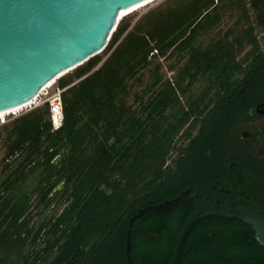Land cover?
Instances as JSON below:
<instances>
[{
	"label": "trees",
	"instance_id": "obj_1",
	"mask_svg": "<svg viewBox=\"0 0 264 264\" xmlns=\"http://www.w3.org/2000/svg\"><path fill=\"white\" fill-rule=\"evenodd\" d=\"M226 13L234 24L221 32ZM262 32L264 0H164L134 23L123 17L100 55L55 81L64 89L59 130L51 132L46 104L2 127L3 159L18 162L2 182L8 196L0 202V264H73L72 253L95 245V238L104 242L114 229L123 251L131 184L135 190L162 179L173 152L186 154L178 143L203 130L238 62L258 51ZM158 59L175 60V73L168 68L173 79ZM152 61L151 83L128 105L129 82ZM34 174L37 184L29 191ZM34 194L42 205L38 220L53 203L65 207L38 225L29 216Z\"/></svg>",
	"mask_w": 264,
	"mask_h": 264
},
{
	"label": "flooded vegetation",
	"instance_id": "obj_2",
	"mask_svg": "<svg viewBox=\"0 0 264 264\" xmlns=\"http://www.w3.org/2000/svg\"><path fill=\"white\" fill-rule=\"evenodd\" d=\"M238 63L240 70L221 92L220 106H211L203 130L185 145L186 154L166 162L162 179L135 190L131 184L123 251H118L120 235L114 229L104 242L95 238V245L72 253L73 264H170L189 216L205 200L264 216V47L253 59ZM180 196L182 201L167 211L137 216ZM54 205L50 209L58 217L65 206ZM177 264H264V246L242 220L208 215L197 219L183 238Z\"/></svg>",
	"mask_w": 264,
	"mask_h": 264
},
{
	"label": "water",
	"instance_id": "obj_3",
	"mask_svg": "<svg viewBox=\"0 0 264 264\" xmlns=\"http://www.w3.org/2000/svg\"><path fill=\"white\" fill-rule=\"evenodd\" d=\"M155 0H0V111L32 103L46 86L100 55L122 9ZM182 197L141 211H167ZM208 215L238 218L250 225L264 246V216L232 204H197L184 226L174 258L192 224ZM125 252L129 253V239Z\"/></svg>",
	"mask_w": 264,
	"mask_h": 264
},
{
	"label": "rangeland",
	"instance_id": "obj_4",
	"mask_svg": "<svg viewBox=\"0 0 264 264\" xmlns=\"http://www.w3.org/2000/svg\"><path fill=\"white\" fill-rule=\"evenodd\" d=\"M164 0H155L149 4H147L146 6L138 9L137 11L127 15L128 18L132 19L133 20V23L135 21H137L142 15H144L146 12H148L150 9L152 8H155L156 6H158L159 4H161ZM234 24V17L233 16H230V14L226 13L223 15L222 17V20L219 24V27H218V30H220L221 32H224L227 30V28L233 26ZM217 31H213L211 32L208 36L202 38L201 40H199V42L201 43V46H206L210 41L211 39L213 38V35L214 33H216ZM258 38L260 40V45L262 47H264V32L260 33L258 35ZM247 51H248V47L241 53L240 55V58H245L247 56ZM158 62L162 65V72L165 74V76L167 78H169L170 80L173 79V72L175 73V68H176V64H175V60L174 59H158ZM156 63V61H152L151 64L148 66L147 69H144L143 71H141L140 75H139V78L138 80H133V81H130L129 82V86H130V96L128 97L127 99V104L128 105H131L134 101V97H135V94H140L142 92L143 89H145L152 81V68L154 66V64ZM172 66L173 68V72H170L168 71V68ZM175 70V71H174ZM55 85V84H54ZM52 85V88H54L55 86ZM198 85H195V88H193V91H197L198 90ZM45 97H40L39 101L40 100H43ZM185 100V98H182L181 99V102L183 103ZM41 107V106H40ZM30 111V107L27 106L23 109H21L20 111H18L17 114H23L25 112H28ZM5 119L8 120V119H11L12 118V114H8V115H5ZM18 116V115H17ZM13 120V119H12ZM11 121V120H10ZM7 124V123H6ZM6 124H1L0 123V134L2 133V127H4ZM194 134V133H193ZM187 144V141L186 140H181L179 143H178V146L181 147V146H185ZM4 156H5V143L3 142V140L0 139V202L3 203V201L5 199H7V196L8 194L6 195H3L1 192L4 190L5 186L2 185V182L4 179H6V177L13 171L14 169V166H16V162H18L17 160L16 161H13L14 158H10L8 159L7 161H4ZM177 156V152L174 151L173 154H172V157H175ZM9 163H12V166L8 169V170H5L3 171L4 169V165L6 164H9ZM37 180H38V177L36 176V174L34 175H31L30 177V181H29V184H28V190L31 191L35 185L37 184ZM61 185L58 186L61 187ZM37 201H38V196L37 194H34L32 196V204H31V213H30V217L33 219L32 221H36L38 220V214H39V210L40 208H42V205L41 206H38L37 204ZM55 206V205H54ZM54 208V207H53ZM63 208V207H62ZM54 210H52V208L50 209L47 208L46 210L43 211V213L41 214V218L38 220V222H41V221H49V217L50 216H53ZM54 218L56 216H53ZM78 254V252H77ZM77 254H75V259L74 261H76L79 257L77 256ZM42 256H45V255H42Z\"/></svg>",
	"mask_w": 264,
	"mask_h": 264
},
{
	"label": "built area",
	"instance_id": "obj_5",
	"mask_svg": "<svg viewBox=\"0 0 264 264\" xmlns=\"http://www.w3.org/2000/svg\"><path fill=\"white\" fill-rule=\"evenodd\" d=\"M63 91L64 89H60L57 86H55L54 88H52V86L49 88H45L40 93V95L32 102V104L28 105L30 107V110L38 108L45 104L48 106L50 113L51 132L59 130L62 127L64 121L62 98H61V94ZM42 96L45 98L39 101L40 97ZM17 113L12 114V118L8 120H6L5 119L6 116H4L3 118L0 119V123L2 125L8 123L10 120L20 115Z\"/></svg>",
	"mask_w": 264,
	"mask_h": 264
},
{
	"label": "bare ground",
	"instance_id": "obj_6",
	"mask_svg": "<svg viewBox=\"0 0 264 264\" xmlns=\"http://www.w3.org/2000/svg\"><path fill=\"white\" fill-rule=\"evenodd\" d=\"M153 1H149V2H146V3H142L141 5H138V6H135V7H130V8H127V9H122L120 12H119V18L126 15V14H131L135 11H137L138 9L146 6L147 4L151 3ZM55 83V81L49 83L46 88H49L51 87L53 84ZM32 104V103H30ZM30 104H26V105H23V106H19V107H16V108H13V109H9V110H4V111H0V119L3 118L5 115H8V114H14L18 111H20L21 109L27 107L28 105Z\"/></svg>",
	"mask_w": 264,
	"mask_h": 264
}]
</instances>
